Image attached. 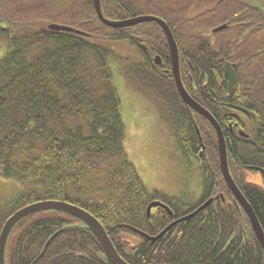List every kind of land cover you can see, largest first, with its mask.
<instances>
[{
    "label": "trees",
    "instance_id": "trees-1",
    "mask_svg": "<svg viewBox=\"0 0 264 264\" xmlns=\"http://www.w3.org/2000/svg\"><path fill=\"white\" fill-rule=\"evenodd\" d=\"M178 1H197V10L169 7V0H100V6L109 19L155 15L170 27L182 82L221 126L230 174L264 232L263 7L248 0ZM6 7L7 18L33 24L12 32L0 21V35L8 42L0 55V175L28 189L0 221V230L25 205L64 201L92 214L128 264H264L250 221L223 179L215 131L180 97L167 40L156 22L109 27L98 19L93 0H8ZM50 23L80 33L51 30ZM218 24L229 29L211 33ZM126 56L127 77L165 104L174 141L205 171L204 192L213 189L228 200L200 211L188 227L170 228L169 233L181 227L186 232L176 245L164 241L165 235L151 243L128 228L154 235L166 222L158 211L146 217L147 205L161 196L146 190L124 146L108 62L123 63ZM226 61L237 74L233 94L227 90ZM230 110H241L239 126ZM230 121L232 128L225 126ZM101 170V178L94 176ZM250 171L261 175V185L247 181ZM5 262L107 264L95 237L58 211L20 220L8 238Z\"/></svg>",
    "mask_w": 264,
    "mask_h": 264
},
{
    "label": "rangeland",
    "instance_id": "rangeland-1",
    "mask_svg": "<svg viewBox=\"0 0 264 264\" xmlns=\"http://www.w3.org/2000/svg\"><path fill=\"white\" fill-rule=\"evenodd\" d=\"M7 1L0 0V21H5L2 26L12 31L33 24L29 20L7 18ZM256 1L260 5V2L264 3V0ZM7 46L6 38L0 35V55ZM126 58H121L124 62L118 64L109 61L108 66L112 84L120 99V114L125 126L124 146L128 158L148 192L159 191L161 197L182 196L184 203L192 206L199 200L200 187L205 185V171L194 158L184 157L174 141L164 118L165 104L127 77L125 70L129 60ZM104 174L105 170H101L94 176L101 178ZM246 177L247 181L259 185L262 183L261 175L256 172H247ZM26 191L28 189L16 179L0 175V221Z\"/></svg>",
    "mask_w": 264,
    "mask_h": 264
},
{
    "label": "water",
    "instance_id": "water-1",
    "mask_svg": "<svg viewBox=\"0 0 264 264\" xmlns=\"http://www.w3.org/2000/svg\"><path fill=\"white\" fill-rule=\"evenodd\" d=\"M94 8L96 11V14L100 21L104 23L107 26L113 27V28H122L127 26H132L137 23L145 22V21H154L158 23L163 30L168 47L170 49L171 54V67L172 72L174 76L175 85L177 88V91L179 95L181 96L182 100L195 112L200 114L202 117H204L213 127L216 135L217 145H218V151H219V163L221 172L223 175V178L228 186V188L231 190L233 195L235 196L238 203L241 205V207L244 209L245 213L247 214L250 223L253 227V230L256 234V237L258 241L260 242L263 250H264V233L262 231V228L259 224V221L254 213V210L242 194V192L239 190L237 185L235 184L230 171L228 167V161H227V148L226 143L224 139V135L222 132V129L218 122L215 120V118L199 103H197L186 91L184 88V85L180 78L179 73V57H178V49L176 42L174 40V37L172 35V32L168 25L162 20L161 18L155 17V16H149V15H143L138 17H133L125 20H110L104 17L101 11L100 7V1L99 0H93ZM49 29L52 30H62V31H68V32H77L74 31L73 28L65 25H59L55 23H50L48 25ZM224 26L217 27L213 29L214 32L219 31L223 29ZM155 61L157 63H160V58L155 57ZM225 74L228 79V88L229 92H232L233 85L236 82V75L234 73V70L232 69L231 65L229 63L225 64ZM211 200L206 201L202 206H200L197 210H195L193 213L183 217L182 219H189L191 218L198 210H201L205 208L210 203ZM155 206H161L165 209H168L165 205L161 204L160 202H152L147 206L146 212L147 216L150 214V209ZM42 211H58L61 213H65L67 215H70L71 217L79 220L82 223V226L84 229H86L88 232H90L95 239L100 244L105 260L107 264H128L126 261H124L119 254L117 253L115 247L113 246L112 242L110 241L104 227L102 224L90 213L85 211L84 209L77 207L75 205H72L70 203H66L63 201H55V200H45V201H39L32 204H29L27 206H24L17 211H15L3 224L2 229L0 231V264H6V246L8 242V238L10 236L11 231L15 227V225L22 220L23 218ZM181 219V220H182ZM175 222L168 225L162 232H160L157 236L150 238L151 241H155L158 239L164 232H166ZM60 231H57L55 234H53L48 241L46 242L42 252L40 253V256L43 255L46 247L48 246L49 242L57 235Z\"/></svg>",
    "mask_w": 264,
    "mask_h": 264
},
{
    "label": "flooded vegetation",
    "instance_id": "flooded-vegetation-1",
    "mask_svg": "<svg viewBox=\"0 0 264 264\" xmlns=\"http://www.w3.org/2000/svg\"><path fill=\"white\" fill-rule=\"evenodd\" d=\"M204 1H207V0H204ZM201 2H203V1H201ZM195 3H197V1L193 2V5H190L186 1L185 2H179L178 0H169V7L175 8L177 6L178 8L183 7V8H187L189 10H194V9L197 10L196 6L194 5ZM165 4H166V2H165ZM200 4H203V3H200ZM198 10H199V8H198ZM218 25H222V24H218ZM218 25H216L215 27H217ZM215 27H212L211 33H214L212 31H213V29ZM224 28L225 29H229L227 25ZM161 64H162V62H161ZM230 113H232L235 116L236 120H237V123L235 122L234 123V126H239L238 125V122L240 120L239 113H241V110H230ZM232 125L233 124L230 121V123H228V125H225V126H228L229 128H232ZM238 130H240V129H238ZM241 131L242 130L239 131L240 132V135L241 136H244V135H242ZM208 199H212L211 203L209 204L210 206L211 205H213V206L215 205L217 207H220V206H224V205H226V203H228V200L225 199V197L222 195V193H216L213 189H210L208 191L205 190V192H204V189H202L199 192V200H198V202L196 204V205H198L197 207H199L200 205L204 204L206 201H208ZM156 200H159V201L163 202L164 204H166L172 210V213H169L167 210H164V209H162L160 207L152 208V210H151L153 213H155L156 211H158L159 212V215L164 217V220L166 222L165 227L167 225H169L170 223H172L174 221H177V220L183 218L184 215H186V213L183 214L181 211H179L180 210V207L185 202L184 201V198H182V196H177L174 199L173 202H167L164 198H160V199H155L154 198L150 202L156 201ZM204 210H206V209H204ZM163 213H165L166 215H168L169 218H167V216L163 215ZM207 216L208 215H206V218H207ZM195 217H197V216H194V218ZM194 218L192 217L191 220L190 219L188 221H184L183 220V221H181L179 223H182L184 225L183 227H188L187 224L190 221H192ZM165 227H163L162 229H160L158 232H160L161 230H163ZM173 227L174 228H177V223L174 224ZM182 229L183 228L181 227L180 229L175 230L172 233L167 232L166 234H164L165 236L163 237V240L165 239L164 241L168 240L170 242H173L174 245L178 244V240H181V239H183L186 236V232H184ZM176 231H178V232H176ZM158 232H157V234H158Z\"/></svg>",
    "mask_w": 264,
    "mask_h": 264
}]
</instances>
